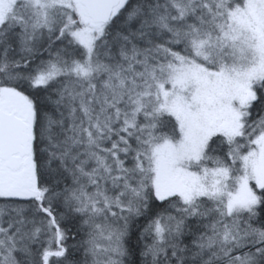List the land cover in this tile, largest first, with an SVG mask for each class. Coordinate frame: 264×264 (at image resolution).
<instances>
[{
	"label": "snow or ice",
	"instance_id": "6c2138e0",
	"mask_svg": "<svg viewBox=\"0 0 264 264\" xmlns=\"http://www.w3.org/2000/svg\"><path fill=\"white\" fill-rule=\"evenodd\" d=\"M0 264H264V0H0Z\"/></svg>",
	"mask_w": 264,
	"mask_h": 264
}]
</instances>
